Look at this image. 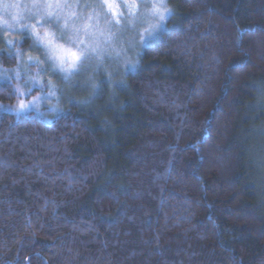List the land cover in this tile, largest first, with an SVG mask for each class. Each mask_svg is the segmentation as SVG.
I'll list each match as a JSON object with an SVG mask.
<instances>
[{
  "label": "trees",
  "instance_id": "1",
  "mask_svg": "<svg viewBox=\"0 0 264 264\" xmlns=\"http://www.w3.org/2000/svg\"><path fill=\"white\" fill-rule=\"evenodd\" d=\"M180 3L183 35L221 66L149 61L173 85L168 108L152 88L107 109L109 128L94 114L0 126V264H264L262 181L245 152L264 108L223 72L264 51V0Z\"/></svg>",
  "mask_w": 264,
  "mask_h": 264
},
{
  "label": "clouds",
  "instance_id": "2",
  "mask_svg": "<svg viewBox=\"0 0 264 264\" xmlns=\"http://www.w3.org/2000/svg\"><path fill=\"white\" fill-rule=\"evenodd\" d=\"M182 9L180 0H0V126H49L94 114L109 128L107 109L118 110L137 92L147 98L152 88L153 102L168 108L173 85L160 81L149 61L182 52L205 75L221 66L183 35ZM242 51L250 66L233 77L240 65L224 63V75L255 92L249 107L264 108V51ZM201 127L210 129L211 119ZM248 131L247 162L256 165L264 193V119ZM219 150L217 143L209 147L210 162Z\"/></svg>",
  "mask_w": 264,
  "mask_h": 264
}]
</instances>
